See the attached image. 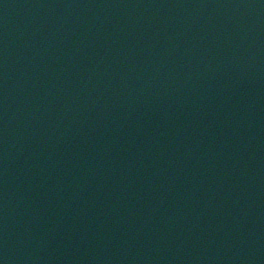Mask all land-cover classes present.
I'll return each instance as SVG.
<instances>
[{"label": "water", "instance_id": "water-1", "mask_svg": "<svg viewBox=\"0 0 264 264\" xmlns=\"http://www.w3.org/2000/svg\"><path fill=\"white\" fill-rule=\"evenodd\" d=\"M0 264H264V0H0Z\"/></svg>", "mask_w": 264, "mask_h": 264}]
</instances>
